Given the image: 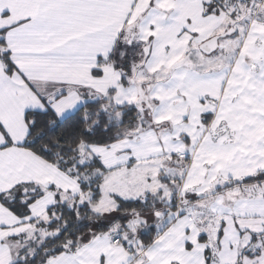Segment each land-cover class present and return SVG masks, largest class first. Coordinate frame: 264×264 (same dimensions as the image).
<instances>
[{
  "label": "snow or ice",
  "instance_id": "obj_1",
  "mask_svg": "<svg viewBox=\"0 0 264 264\" xmlns=\"http://www.w3.org/2000/svg\"><path fill=\"white\" fill-rule=\"evenodd\" d=\"M0 264H264V0H0Z\"/></svg>",
  "mask_w": 264,
  "mask_h": 264
}]
</instances>
